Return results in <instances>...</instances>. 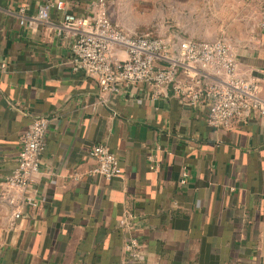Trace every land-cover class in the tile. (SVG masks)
Segmentation results:
<instances>
[{"label":"crops","instance_id":"obj_1","mask_svg":"<svg viewBox=\"0 0 264 264\" xmlns=\"http://www.w3.org/2000/svg\"><path fill=\"white\" fill-rule=\"evenodd\" d=\"M47 1L0 0V193L32 120L50 119L39 206L15 218L0 203V264H264V117L216 128L205 106L183 104L171 88L102 93L73 68L63 11L28 25ZM66 1L78 14L98 4ZM168 1L173 16L196 10L195 0ZM253 1L255 34L234 46L239 72L261 83L264 99V0ZM97 144L117 154L121 176L89 174Z\"/></svg>","mask_w":264,"mask_h":264},{"label":"built area","instance_id":"obj_2","mask_svg":"<svg viewBox=\"0 0 264 264\" xmlns=\"http://www.w3.org/2000/svg\"><path fill=\"white\" fill-rule=\"evenodd\" d=\"M97 8L78 14L66 10V0H49L37 8L28 25L49 20L52 9L63 11L62 29L74 37V70L94 77L102 93L118 95L139 83L160 89L171 88L189 107L205 106L207 122L216 128H230L237 119H248L258 112L264 117L261 83L239 72L235 46L226 39H181L151 32L129 34L110 16L108 2L98 0ZM21 12H24L22 9ZM21 24L27 23L22 19ZM263 73L264 78V71ZM50 119L36 117L21 138L16 167L3 179L0 203L22 216V207L39 206L35 183L41 173V154L47 145ZM95 166L90 175L111 179L122 175L117 154L107 144L90 149ZM149 159L158 167L154 156ZM186 175V173L184 172ZM184 182V180H183ZM125 215L120 226L128 225ZM136 238L126 245L134 251Z\"/></svg>","mask_w":264,"mask_h":264},{"label":"rangeland","instance_id":"obj_3","mask_svg":"<svg viewBox=\"0 0 264 264\" xmlns=\"http://www.w3.org/2000/svg\"><path fill=\"white\" fill-rule=\"evenodd\" d=\"M110 16L129 34L151 32L160 36L193 38L191 31L206 34L196 39H226L233 45L255 34L253 0H195L193 14H171L168 0H107ZM198 3V4H197Z\"/></svg>","mask_w":264,"mask_h":264}]
</instances>
